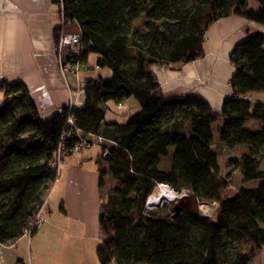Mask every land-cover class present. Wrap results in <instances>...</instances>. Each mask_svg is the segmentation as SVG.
<instances>
[{
	"label": "trees",
	"instance_id": "trees-1",
	"mask_svg": "<svg viewBox=\"0 0 264 264\" xmlns=\"http://www.w3.org/2000/svg\"><path fill=\"white\" fill-rule=\"evenodd\" d=\"M257 1L252 10L249 0H60L65 24L56 32L57 44L69 25L78 26L81 36L79 57L66 56L62 63L87 69L94 55L93 68H107L111 77L87 80L84 104L48 119L22 81L0 83V243L20 238L45 204L58 178L53 162L59 143L67 156L81 139L103 137L101 264H251L264 247V169L257 156L260 150L264 155V103L250 99L264 91V34L234 46L232 94L220 111L198 94L164 92L153 68L172 70L200 59L207 31L221 18L236 15L264 26V0ZM142 14L148 19L145 34L133 30ZM129 98L141 111L125 124L106 123L108 103ZM69 116L74 124L65 126ZM221 120L218 146L214 125ZM251 121L260 129L249 130ZM237 147H247L238 161L241 181L255 184L225 195L219 158ZM171 148V168L164 170L161 159ZM160 183L195 194L199 202L218 203L215 217L184 210L173 218V212L149 210L148 198Z\"/></svg>",
	"mask_w": 264,
	"mask_h": 264
},
{
	"label": "crops",
	"instance_id": "crops-1",
	"mask_svg": "<svg viewBox=\"0 0 264 264\" xmlns=\"http://www.w3.org/2000/svg\"><path fill=\"white\" fill-rule=\"evenodd\" d=\"M62 26L60 0H0V83L20 80L27 85L44 119L64 107H81L85 102L81 88L87 80L111 77L110 71L96 74L95 69L100 68L94 69L90 63L78 75L62 71L56 41V32ZM65 30L75 33L79 27L74 30L67 26ZM258 33L264 34L261 24L236 15L221 18L207 31L200 59L174 70L162 66H155L153 70L164 92L198 94L214 110L220 111L225 99L232 94L230 81L235 68L230 61L231 52L235 45ZM250 99L264 103V91L252 94ZM3 101L0 92V106ZM107 106L106 123L125 124L141 111L134 98L121 103L111 101ZM223 122L214 125L218 146ZM256 126L259 130L261 123L257 122ZM94 148L99 151L83 150L65 156L44 204L46 212L50 195L58 189L60 212L52 215L30 237L0 243V264H101L97 248L103 241L99 216L105 200L98 186L102 144L90 147ZM245 149L247 147H237L229 153L237 154ZM171 164L172 161L162 169H170Z\"/></svg>",
	"mask_w": 264,
	"mask_h": 264
},
{
	"label": "rangeland",
	"instance_id": "rangeland-1",
	"mask_svg": "<svg viewBox=\"0 0 264 264\" xmlns=\"http://www.w3.org/2000/svg\"><path fill=\"white\" fill-rule=\"evenodd\" d=\"M259 8V3L257 0H249V9L252 10H256ZM148 23V19L146 18L145 14H142L141 18H139L137 21L134 22L133 24V30L136 31L139 34H145L146 33V24ZM159 24H162V22H158ZM72 26L74 30H77V26L75 24L73 25H69ZM251 36V35H250ZM89 63L91 65H95V58L94 55H91L90 59H89ZM182 65H174L173 69H177L180 68ZM83 70V69H82ZM96 74L98 75H102L105 74L106 72H108L109 70L107 68L105 69H95ZM106 71V72H105ZM105 76V75H104ZM85 86H86V82L84 84V86L82 87V90L85 93ZM256 121H251L247 124V127L249 130L251 131H257V126H256ZM65 125H67L66 122H64ZM79 134V133H78ZM92 142H98L97 138H94ZM102 144V143H101ZM104 145V143L102 144V146ZM108 149L105 150V156L108 155L107 152ZM84 151H94V152H98L99 149L98 148H94V149H86ZM173 149H170V154L169 156L162 158L160 163V167L161 168H165L169 166L170 161H172L173 159V153H172ZM81 152V151H79ZM227 152V151H226ZM74 153V152H73ZM241 154L242 153H225L224 151L222 152L221 156H220V169H221V176L223 179H225L227 181V187L224 191L225 195H231L234 192L238 191L242 186H253L255 183H247L244 184L241 181V173H240V166L238 165V161L241 159ZM230 155H232V157H230ZM257 156L260 160V164H261V168L264 169V155L262 150L259 151V153H257ZM237 158V160H233L234 158ZM64 160V159H63ZM108 178L106 179L108 184L111 187H114L115 182L114 180L109 176H107ZM160 189L158 188L155 192L159 191ZM154 192V193H155ZM161 194V193H160ZM159 194V195H160ZM134 196V194H133ZM59 196H58V189H54V191L52 192V194L50 195L49 198V202H48V207L47 210L45 212L46 216L48 217V219H50V217L52 215H57V213L60 212V204H59ZM165 201H160L158 203L157 206L153 205L150 206L148 209L149 210H156L158 211L160 214L162 215H169L171 212H173V210L171 209V205L174 206L173 204L170 203H164ZM199 207H200V214L204 215V216H209V217H215L216 214V210L218 208V203H209V202H199ZM46 223L41 224L40 226L44 225ZM264 227V225H262ZM246 244V243H245ZM36 245V242H35ZM251 264H264V247L260 250H257L253 253L252 255V262Z\"/></svg>",
	"mask_w": 264,
	"mask_h": 264
},
{
	"label": "built area",
	"instance_id": "built-area-1",
	"mask_svg": "<svg viewBox=\"0 0 264 264\" xmlns=\"http://www.w3.org/2000/svg\"><path fill=\"white\" fill-rule=\"evenodd\" d=\"M61 17H62V22L63 25L65 24V19H64V11L61 5ZM81 51V36L79 32L77 33H66L64 30L61 31L60 38L57 44V52L59 54V59L61 61V68L63 72H69L73 73L75 75H78L82 68L81 63H73L72 61L75 60V58L79 57ZM70 57L72 60L71 62L67 64L62 63V59L65 57ZM82 89V88H81ZM70 107H75V105H71ZM68 124H74V120L71 116L68 117V119L65 121ZM65 125V126H67ZM66 129V127H65ZM64 133L65 130L61 134V141L64 139ZM79 133V132H78ZM98 142H92L88 141L86 139H81L80 142H78L75 147L73 148V152L77 153L79 151H83L85 149H88L92 147L93 145L97 143H104L107 141V139H104L103 137H98L97 138ZM110 144H113L112 141L109 140ZM108 152V150H107ZM65 156V148L63 142H60L57 150L54 154V162H53V167H55L58 170H60V166L63 162ZM160 189L159 191L155 192L157 189ZM155 193H153L147 201V208L150 206H157L158 203L162 200L165 201L164 203H170V204H176L182 197L187 196L188 192L183 191L181 193L177 192L173 187H171L168 184L165 183H160L156 189ZM160 193H165L167 197H161L159 201L154 202L153 200L158 196ZM48 222V217L45 214V209L44 205L37 211V213L30 219L28 226L24 229V233L22 236H28L30 237L33 234V231L35 228H38L41 224ZM13 242V241H11ZM10 243V242H9Z\"/></svg>",
	"mask_w": 264,
	"mask_h": 264
},
{
	"label": "water",
	"instance_id": "water-1",
	"mask_svg": "<svg viewBox=\"0 0 264 264\" xmlns=\"http://www.w3.org/2000/svg\"><path fill=\"white\" fill-rule=\"evenodd\" d=\"M184 210L192 216H198L200 214L199 199L195 194L182 197L173 206V218L178 217Z\"/></svg>",
	"mask_w": 264,
	"mask_h": 264
},
{
	"label": "bare ground",
	"instance_id": "bare-ground-1",
	"mask_svg": "<svg viewBox=\"0 0 264 264\" xmlns=\"http://www.w3.org/2000/svg\"><path fill=\"white\" fill-rule=\"evenodd\" d=\"M161 197H167V196H166L165 193H161L160 195L158 194V196H157L153 201H154V202H157V201H159V199H160ZM159 204H160V203H159Z\"/></svg>",
	"mask_w": 264,
	"mask_h": 264
},
{
	"label": "clouds",
	"instance_id": "clouds-1",
	"mask_svg": "<svg viewBox=\"0 0 264 264\" xmlns=\"http://www.w3.org/2000/svg\"><path fill=\"white\" fill-rule=\"evenodd\" d=\"M175 205V204H174Z\"/></svg>",
	"mask_w": 264,
	"mask_h": 264
}]
</instances>
